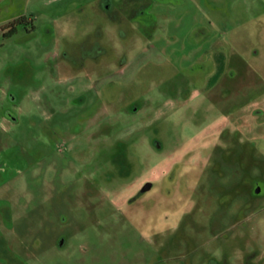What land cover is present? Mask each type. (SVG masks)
Masks as SVG:
<instances>
[{"label":"rangeland","instance_id":"obj_1","mask_svg":"<svg viewBox=\"0 0 264 264\" xmlns=\"http://www.w3.org/2000/svg\"><path fill=\"white\" fill-rule=\"evenodd\" d=\"M109 1L0 0V264H264V0Z\"/></svg>","mask_w":264,"mask_h":264},{"label":"crops","instance_id":"obj_2","mask_svg":"<svg viewBox=\"0 0 264 264\" xmlns=\"http://www.w3.org/2000/svg\"><path fill=\"white\" fill-rule=\"evenodd\" d=\"M101 5V4H100ZM104 8V7H103ZM102 8V11L103 10H105L106 12H109L110 13V18L114 21V18L113 17H115L114 16V14H113V11L114 10H116V9H118V10H120V7H119V5H117V3H115L114 1H112V0H110L109 2H107V4H106V7H105V9H103ZM20 15H25L24 13H22V14H20ZM20 15H18V16H20ZM31 15H32V19L34 20V14H33V12H31ZM18 16H16V17H18ZM96 43H103V42H101V41H99V40H96ZM95 43V44H96ZM105 44H107V43H105ZM112 48V47H111ZM119 53V52H118ZM118 53L116 54V56L118 57L119 55H118ZM121 53V52H120ZM114 57V56H113ZM112 57V58H113ZM116 57V58H117ZM223 58V56H222V54L221 53H216V55L214 56V59H216V74H215V76H213V79H215V78H219V76L222 74V72L224 71L223 70V68H222V63H221V59ZM93 63H94V67H95V70H97L96 71V73L97 74H100L101 72H103L104 70H108L109 69V71H110V68H109V66H105V67H103V68H100L99 67V65H98V62L95 60V61H93V60H91ZM110 63V62H109ZM121 65V64H120ZM105 73V72H104ZM213 79H211L210 80V82H209V85H211V83H214L213 82ZM230 83H225V85H229Z\"/></svg>","mask_w":264,"mask_h":264},{"label":"trees","instance_id":"obj_3","mask_svg":"<svg viewBox=\"0 0 264 264\" xmlns=\"http://www.w3.org/2000/svg\"><path fill=\"white\" fill-rule=\"evenodd\" d=\"M24 17H25V16H19V17H16V18H14V19H12V20H10V21L8 22L7 25L11 28V29H10L11 32L15 33V32L17 31V28L15 27V24L20 23Z\"/></svg>","mask_w":264,"mask_h":264},{"label":"flooded vegetation","instance_id":"obj_4","mask_svg":"<svg viewBox=\"0 0 264 264\" xmlns=\"http://www.w3.org/2000/svg\"><path fill=\"white\" fill-rule=\"evenodd\" d=\"M20 16H25V15H20ZM19 17V16H18ZM29 21H33V19L31 18V19H28L26 16L22 19V21L20 22V23H18V24H15V27L18 29V26H19V24H26L27 22H29Z\"/></svg>","mask_w":264,"mask_h":264}]
</instances>
